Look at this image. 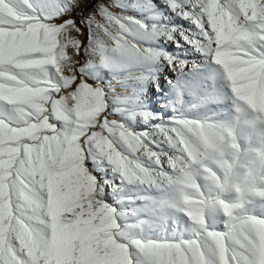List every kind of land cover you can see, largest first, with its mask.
<instances>
[{"label": "snow or ice", "instance_id": "6c2138e0", "mask_svg": "<svg viewBox=\"0 0 264 264\" xmlns=\"http://www.w3.org/2000/svg\"><path fill=\"white\" fill-rule=\"evenodd\" d=\"M161 2L189 22L197 58L103 3L83 16L82 0H0V264H264V0ZM153 33L154 48L140 42ZM149 60L177 74L157 141L127 126L128 109L113 116L121 97L99 75ZM221 100L224 119L182 114ZM101 161L159 191L118 211L93 175Z\"/></svg>", "mask_w": 264, "mask_h": 264}, {"label": "rangeland", "instance_id": "374dc122", "mask_svg": "<svg viewBox=\"0 0 264 264\" xmlns=\"http://www.w3.org/2000/svg\"><path fill=\"white\" fill-rule=\"evenodd\" d=\"M152 5L148 8L143 2L144 0H82L80 8L76 9L73 12V15L82 14L83 16H87L89 12L93 11L96 4L103 3L109 6L108 11L112 14L121 16V17H130L135 20H139L144 24L148 25L149 28L154 25L153 18L157 16H161L168 9L166 5H164L161 0H151ZM169 11V10H168ZM175 17L180 21L179 24L182 25V30L186 31L190 25L189 22L182 19L178 15L175 14ZM179 17V18H178ZM135 29V25H130ZM88 29H85V34L87 35ZM135 34V33H134ZM155 33L149 36L146 40H141V43H144L146 47H155L151 44V41L155 38ZM97 42L103 43L106 39L100 33H96ZM188 49V46L185 45ZM165 51L173 54L172 47L165 46ZM189 50V49H188ZM179 51H183L182 49ZM190 53H192L189 50ZM181 58H185L183 55H180ZM199 54H193L192 56H187L188 59L197 58ZM162 64H157L155 60H149L145 65L137 66V70L134 76L124 75L122 77L114 76L112 72L107 69H103L100 72V76L102 77L101 83L105 85V90L115 89V93L119 95L121 98L115 103L120 106L119 111L113 113L114 117H119L120 112H123L125 109H128L132 114V119H126L127 126L135 133L141 135H149L150 138L154 141L158 140V131L154 126H161V128L170 123L169 118L174 115L172 109V102L174 100V91L173 86L168 84V80L175 81L177 79V74L172 70L167 75V80L165 81L164 86L161 87L162 93L149 89V97H158L160 100H156L153 102L147 100L148 98L142 95L140 92L131 94V95H121L119 94V89L121 87H126L131 84H138L146 81L147 79H153L155 76H159L161 71ZM91 67V65H89ZM167 69L169 68L166 66ZM171 69V68H170ZM165 71V70H164ZM151 87H154L151 85ZM226 91V89H225ZM186 99H188L186 97ZM158 103H162L163 107H158ZM230 106V101L221 100L216 104L210 106L211 112L206 113L203 108L194 109L185 106L182 114L190 119H198L205 115L211 114L216 115L221 119L226 118V114L228 112V108ZM139 113V115H137ZM142 116L146 118H141ZM147 142V141H146ZM155 151L158 152H167L168 155L172 154V150L167 147L165 144H160L159 147H154ZM142 163L146 167H153L146 158L142 159ZM89 168H93V162H88ZM166 172H170V169L165 168ZM93 175L97 178V180L104 185L103 194L107 198V202L114 206L118 211L133 209L137 210L136 206L141 205L143 203V198L151 192V194L155 195L156 192L159 191L158 188H153L148 190L145 185H140L138 183L128 184L126 182L121 183L118 174L114 173L111 168H109L102 161L95 166L93 169ZM115 184L118 187H110V185ZM131 198V199H129Z\"/></svg>", "mask_w": 264, "mask_h": 264}, {"label": "bare ground", "instance_id": "6f19581e", "mask_svg": "<svg viewBox=\"0 0 264 264\" xmlns=\"http://www.w3.org/2000/svg\"><path fill=\"white\" fill-rule=\"evenodd\" d=\"M143 4L146 7H150L152 5V1L151 0H144ZM169 10V9H168ZM164 11V14L161 16H157L153 18L154 21V25L156 26V31L158 33H163L165 30H167L168 33H170L173 37H175L176 40H178L181 44L180 48H177L176 44L173 43L171 40L168 41V43L165 46H169L172 47L173 49V55L179 54V55H183L184 53L187 51L189 54L188 56H192V53L189 52V50L186 47L185 49V44L184 41L181 37V32L183 31L182 29V25L179 24V20L177 19V17H175V13L169 11ZM179 18V17H178ZM153 26H151L150 28H152ZM155 35V34H154ZM155 39V38H153ZM187 46V45H186ZM183 50L182 52L179 50ZM167 64L164 63L161 66V71L159 76H155L153 79H147L146 81L142 82V83H138V84H131V85H127L126 87H121L118 91L119 94L121 95H131L137 92H140L142 95H144L145 97H149V89L152 88V90L154 89L155 91L157 90V84L160 85V90L158 92L162 93L161 91V87L164 86L165 81L167 80V75L169 74V72L172 71V69L168 68L167 69ZM165 70V71H164ZM151 85H153L154 87H151ZM147 100L149 101H156V100H160V98L154 96V97H149ZM158 107H163L162 103H158L157 105Z\"/></svg>", "mask_w": 264, "mask_h": 264}]
</instances>
